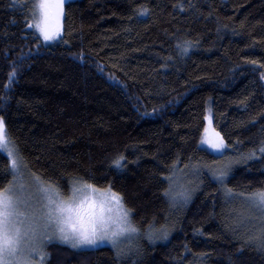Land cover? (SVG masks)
Listing matches in <instances>:
<instances>
[{"label": "trees", "instance_id": "trees-1", "mask_svg": "<svg viewBox=\"0 0 264 264\" xmlns=\"http://www.w3.org/2000/svg\"><path fill=\"white\" fill-rule=\"evenodd\" d=\"M33 13L0 0L8 139L64 197L75 180L119 193L139 230L120 255L51 244L47 264H264V232L243 223L264 190V0L71 1L51 44ZM211 115L223 156L201 145ZM10 167L0 150V190Z\"/></svg>", "mask_w": 264, "mask_h": 264}, {"label": "snow or ice", "instance_id": "snow-or-ice-1", "mask_svg": "<svg viewBox=\"0 0 264 264\" xmlns=\"http://www.w3.org/2000/svg\"><path fill=\"white\" fill-rule=\"evenodd\" d=\"M63 3L64 0H38L36 7L39 10V15L36 17L35 27L39 30L44 41L55 40L59 35L58 21L62 14ZM53 7L55 12H53ZM33 15L36 16V13ZM54 18L57 21L55 27L53 26ZM31 26L29 25V27ZM181 50L182 54H187L189 48L184 46ZM12 75H15L14 71ZM261 78L264 79V74ZM217 136H219L218 133ZM211 146L217 150L221 149L223 139H220V143H212ZM0 149L4 150L8 158H11L10 173L14 180L19 171V165L17 160L13 158L14 146L8 139L3 117H0ZM260 151L264 152V147ZM123 160L124 157L120 156L113 163L120 168L123 166ZM229 169L230 164L220 173V176H225ZM168 179L171 180V177ZM49 188L55 191V187L50 182ZM85 189L101 192L102 201L99 210L89 212L87 219L81 218L80 223H73L70 229L64 226L68 223L63 215L68 209V204L64 200L58 201L48 197L47 204L39 210H33L29 215L27 212L18 210V199L14 200L11 194V183L8 188L0 190V264H34V256H39L40 264H43L45 256L50 258V254L46 253L44 248L53 240L70 244L73 248L96 247L108 241L117 250L118 255L122 254L120 238L124 237L126 233L139 231L130 219L131 210L125 208L119 193L113 192L111 188L99 189L86 181L75 180L72 182V197L70 199H76L77 194H82ZM165 195L170 197L174 206L176 200L172 194L171 185L165 191ZM182 196L184 203L191 199L190 191H184ZM246 199L252 207L258 209L260 214L264 216V190L251 192ZM112 208L121 210V214L115 217L106 216L105 212ZM113 224L116 227L113 228L111 226ZM261 231L264 232V229ZM166 235V232L162 233L160 237L149 234L148 238L149 240L166 238ZM256 239L260 240L257 246L264 247V239L259 236Z\"/></svg>", "mask_w": 264, "mask_h": 264}, {"label": "rangeland", "instance_id": "rangeland-1", "mask_svg": "<svg viewBox=\"0 0 264 264\" xmlns=\"http://www.w3.org/2000/svg\"><path fill=\"white\" fill-rule=\"evenodd\" d=\"M32 2V4H35V13L36 16L33 21V29L36 31L39 37L43 40L42 35L40 34L39 30L35 27V20L36 17L39 15V10L36 7V4L38 3V0H29ZM76 1V0H64L63 6H62V14L59 17L58 25H59V35L55 40L51 41H44L47 44H51L54 41H56L62 34L63 28H64V15H65V5L68 2ZM53 12H55V8L53 7ZM57 24V21L55 18L53 19V26L55 27ZM217 131L215 130L213 124H212V115L209 116L207 120L206 129L204 132V135L201 140V145L212 152L215 155L223 156L225 154V144L223 142V147L219 150L213 148L211 145L212 143H220V139L222 138L221 135L217 136ZM11 143V142H10ZM12 145V144H11ZM5 155L6 153L4 150L0 149ZM7 156V155H6ZM13 158L17 160V163L19 165V171L16 174V178L11 183V194L14 198V200L18 199V210L21 212H27L29 215H31L33 210H39L42 208L43 205L48 203V197H51L55 200H64L68 204V209L63 213L64 217L67 219L68 223L64 225L65 227L69 228L73 223L79 224L80 219L84 218L87 219V214L91 211H98L99 206L102 201V194L101 192H96L91 189H85L84 192L78 193L76 199H70L72 197V192L68 197H64L60 194V192L55 188V191L49 188V185L45 184L43 181H41L36 176H33L27 169H25L22 160L20 159L19 154L17 153L16 149L14 148ZM11 160V158H9ZM243 202V201H242ZM247 204L246 201L243 202V204ZM244 204V205H245ZM108 207L107 205L105 206ZM126 208V207H125ZM245 208V207H243ZM246 211L248 212V216L243 215V218L245 220L243 223H245L246 228L249 230H260L264 229V216H262L258 209L251 206L249 203L246 207ZM121 214V210L117 208H112L111 210H107L105 212L106 216H117ZM254 216V217H253ZM23 219V217H21ZM113 228L116 227L115 224L111 225ZM137 233H126L124 237H121V243L120 248L126 247L125 244H127L130 240L136 239ZM132 238V239H131ZM62 244L72 247L70 244L62 243L59 240H53L51 243H48L46 247L44 248V251L48 252V246L51 244ZM101 247H112L111 243L108 241H105L104 243L99 244L96 247H77L75 249L77 250H91V249H97ZM73 248V247H72ZM47 258L48 256H45L43 264H47ZM34 264H40V257L34 256L33 257Z\"/></svg>", "mask_w": 264, "mask_h": 264}]
</instances>
